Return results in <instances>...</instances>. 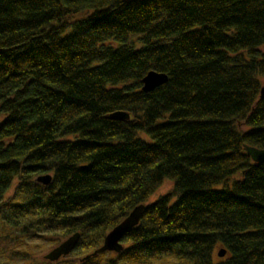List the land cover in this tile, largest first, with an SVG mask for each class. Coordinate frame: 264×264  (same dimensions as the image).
Returning a JSON list of instances; mask_svg holds the SVG:
<instances>
[{
  "label": "trees",
  "instance_id": "trees-1",
  "mask_svg": "<svg viewBox=\"0 0 264 264\" xmlns=\"http://www.w3.org/2000/svg\"><path fill=\"white\" fill-rule=\"evenodd\" d=\"M263 76L264 0H0V264H264Z\"/></svg>",
  "mask_w": 264,
  "mask_h": 264
},
{
  "label": "water",
  "instance_id": "water-1",
  "mask_svg": "<svg viewBox=\"0 0 264 264\" xmlns=\"http://www.w3.org/2000/svg\"><path fill=\"white\" fill-rule=\"evenodd\" d=\"M168 77L164 73L149 71L141 81V91L149 92L154 90L156 87L166 83ZM259 99L264 98V85L262 84L259 90ZM110 119L113 120H124L129 119V114L123 111H115L109 115ZM246 154L250 157V159L254 163H262L264 162V149H258L253 146L246 145L245 148ZM51 175L44 174L36 177V181L41 183L42 185H48L51 182ZM144 204L136 205L130 213L125 216V218L119 222L116 226H114L109 232L105 235L103 239V243L100 247L94 249L91 253L84 256L80 261H84L85 259H89L103 252H113L119 253L121 252L123 245L121 244V240L125 233L138 225L142 212L144 210ZM80 234L74 233L66 239L62 240L59 244L48 250L44 255L43 259L49 262L58 261L60 258L68 256L76 247L77 242L79 240ZM224 253H226L225 249H220L217 252L218 257H224Z\"/></svg>",
  "mask_w": 264,
  "mask_h": 264
},
{
  "label": "rangeland",
  "instance_id": "rangeland-1",
  "mask_svg": "<svg viewBox=\"0 0 264 264\" xmlns=\"http://www.w3.org/2000/svg\"><path fill=\"white\" fill-rule=\"evenodd\" d=\"M260 80H261V84L264 85V76H263V78H261ZM171 187H172V184H170V182H168V181L164 182V184L159 188V190H158L154 195H152V196L149 198V200L147 201L146 204H150V203H152V202H155V200L157 199L158 195H163V194L167 193V192L171 189ZM49 249H51V248H49ZM49 249H46L45 251H42L41 254H39L40 259H41V258L43 259V255H44ZM220 258H221V257H220ZM213 260H214V262H216V260H217V257H216L215 255H214V257H213Z\"/></svg>",
  "mask_w": 264,
  "mask_h": 264
}]
</instances>
